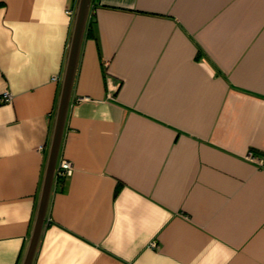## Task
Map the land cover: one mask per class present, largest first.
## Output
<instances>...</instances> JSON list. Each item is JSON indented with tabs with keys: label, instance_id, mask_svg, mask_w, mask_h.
Segmentation results:
<instances>
[{
	"label": "crops",
	"instance_id": "obj_1",
	"mask_svg": "<svg viewBox=\"0 0 264 264\" xmlns=\"http://www.w3.org/2000/svg\"><path fill=\"white\" fill-rule=\"evenodd\" d=\"M77 5L0 0V264L33 230ZM62 159L31 264H264V0H90Z\"/></svg>",
	"mask_w": 264,
	"mask_h": 264
},
{
	"label": "water",
	"instance_id": "obj_2",
	"mask_svg": "<svg viewBox=\"0 0 264 264\" xmlns=\"http://www.w3.org/2000/svg\"><path fill=\"white\" fill-rule=\"evenodd\" d=\"M90 0H78L74 16L71 39L69 43L65 70L61 82V89L58 99L57 112L51 138L44 179L41 188V195L38 204L37 214L29 243L22 261V264H31L40 234L45 220L47 201L53 180L55 164L62 136L66 111L69 105L71 87L79 55L80 45L86 25L87 13Z\"/></svg>",
	"mask_w": 264,
	"mask_h": 264
},
{
	"label": "built area",
	"instance_id": "obj_3",
	"mask_svg": "<svg viewBox=\"0 0 264 264\" xmlns=\"http://www.w3.org/2000/svg\"><path fill=\"white\" fill-rule=\"evenodd\" d=\"M70 10H67V13L70 14ZM53 80H57L58 78L56 76L52 77ZM11 98V94L9 92H5L3 96L0 97V102L8 101ZM249 158H252V156L249 154ZM73 166L72 163L67 159H62L58 166L55 168V176L58 179L65 178L66 176L70 175L72 173Z\"/></svg>",
	"mask_w": 264,
	"mask_h": 264
}]
</instances>
